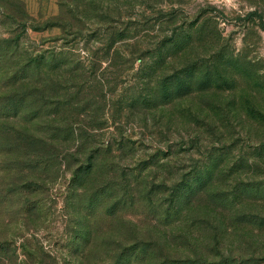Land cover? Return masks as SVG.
Masks as SVG:
<instances>
[{"label":"rangeland","instance_id":"rangeland-1","mask_svg":"<svg viewBox=\"0 0 264 264\" xmlns=\"http://www.w3.org/2000/svg\"><path fill=\"white\" fill-rule=\"evenodd\" d=\"M0 264H264V0H0Z\"/></svg>","mask_w":264,"mask_h":264}]
</instances>
